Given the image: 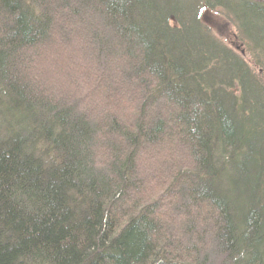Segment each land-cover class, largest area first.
Segmentation results:
<instances>
[{
	"label": "trees",
	"instance_id": "obj_1",
	"mask_svg": "<svg viewBox=\"0 0 264 264\" xmlns=\"http://www.w3.org/2000/svg\"><path fill=\"white\" fill-rule=\"evenodd\" d=\"M263 2L0 0V264H264V123L235 114L264 122V88L200 15L220 7L251 36ZM56 42L79 50L90 90L137 93L133 124L30 83L32 57ZM226 81L261 94L235 107ZM139 155L184 166L151 195Z\"/></svg>",
	"mask_w": 264,
	"mask_h": 264
},
{
	"label": "rangeland",
	"instance_id": "obj_2",
	"mask_svg": "<svg viewBox=\"0 0 264 264\" xmlns=\"http://www.w3.org/2000/svg\"><path fill=\"white\" fill-rule=\"evenodd\" d=\"M257 11L258 10H256V12L253 11L254 16L251 18L246 17L247 20H249V26L251 25L250 28L248 27V30L251 36L256 37L254 41L256 44L251 42V36L242 35V29L238 30L235 23L227 16L223 9H220V7L205 9V14H203L204 17L202 19L211 30V33L215 36L217 42L233 52V58L239 61L236 62L237 67L241 70L240 65H244L249 73V79H252L253 82H256L264 88V12H262V10L260 13ZM62 22L71 24L70 21L65 18ZM170 24L172 26L177 25L174 19L171 20ZM54 33L56 32L54 31ZM259 42L261 43V47L258 45ZM73 46L74 45L71 46L72 51H69L68 46L66 48L61 42H56V45H48L49 49H41L40 56L37 55L32 57V61L29 62L30 67L23 73L24 76L29 79L33 86H36L38 91L40 89L47 97L53 96L61 98L68 96L67 98H72L73 102L78 105L80 112L87 113L93 120H102L105 114L110 112L120 120H126L125 123L128 124V126L131 123L133 124L135 116L133 108H136L138 99L137 93H131L127 97H122L123 99L114 100L112 97L107 96L108 92H105L109 90V88L104 90H90L89 84L86 82L90 79H83L84 71L86 70L85 64L81 62V58L75 57V55H79V50H75V46ZM70 52L74 55L72 53V55H70ZM68 56H74L73 58L79 60V62L71 63V61H69L70 57ZM211 58L212 57H210V59ZM223 83L226 85V87H224L227 93L226 96L229 99H233V102L235 101V107L240 104L239 101H242L244 94L246 99L252 97L250 93H252L253 90L255 91L253 96L258 95V93L261 94V90H256L257 87H255L253 83L252 86L249 85L250 90H247L248 87H245L243 89L241 88L242 91L239 89L237 83L234 84V81L229 84H227V81ZM46 90L48 92H45ZM244 91H246V93H244ZM85 94L86 96H84ZM255 103L256 102H251V108L255 109L252 107ZM225 109L228 110V107H225ZM238 109H240L239 106ZM247 109V113L241 111V109L239 113L245 115L249 120L254 119L255 117L252 115V109L246 107L245 110ZM243 115H241V117H243ZM240 118L238 117V119ZM209 141H212V143L215 142L214 140ZM165 150L167 153L169 148L166 147ZM102 152L104 151H100L99 153ZM138 157V173L140 176H144V179L147 176L149 178L147 182L142 178L143 184L140 183V187L151 195L156 193V191L165 190L171 178L174 176V171L172 170L179 171L184 166L180 168L179 163L173 164V158L168 156H166V158H160V156L152 157V155H145V157H143L139 155ZM152 175L154 176L153 178L151 177ZM159 178L163 180L160 181ZM157 181L160 182L161 187L160 184L159 186L155 185ZM130 205L132 206V201H130ZM126 208H129L128 205ZM166 215L170 216L168 212L165 213V216ZM166 221L170 222L171 220L167 219Z\"/></svg>",
	"mask_w": 264,
	"mask_h": 264
},
{
	"label": "bare ground",
	"instance_id": "obj_3",
	"mask_svg": "<svg viewBox=\"0 0 264 264\" xmlns=\"http://www.w3.org/2000/svg\"><path fill=\"white\" fill-rule=\"evenodd\" d=\"M203 14H205V12L203 10H201V14L200 15H201V20L202 21H203L202 18L204 17ZM182 17L185 18L186 17V14H182ZM173 19L177 22L176 16H174V15L170 18L169 21L171 22V20H173ZM203 23H204V21H203ZM203 23H202V27H203ZM205 26L207 27L206 24H205ZM238 30H240V29L238 28ZM224 76H226V75H224ZM262 107H264V105H262ZM230 112L231 111H229V113ZM235 114H237V117H241V115H243L241 113H238V111ZM229 118L233 120L234 119V116L230 113L229 114ZM241 118H240L241 120H249L245 115H243V117H241ZM252 120H253V122L264 123V122L261 121L262 118L258 120L257 117H256V118H254ZM261 132L264 133V126L261 127ZM233 201H234V203L236 205H239V202L243 201V199H241V197L235 195V193H234ZM226 202H227L228 206L230 207V205L232 204V202L230 200H227ZM231 217H233L234 220H235V223L234 224H237L239 226L240 225V220H241L240 217L238 215H234V214H231ZM204 219H206V211L205 210L203 211V220Z\"/></svg>",
	"mask_w": 264,
	"mask_h": 264
}]
</instances>
